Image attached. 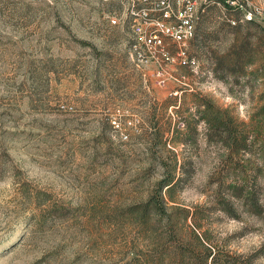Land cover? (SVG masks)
Listing matches in <instances>:
<instances>
[{
	"label": "rangeland",
	"instance_id": "1",
	"mask_svg": "<svg viewBox=\"0 0 264 264\" xmlns=\"http://www.w3.org/2000/svg\"><path fill=\"white\" fill-rule=\"evenodd\" d=\"M110 11L0 0V264H264V25L158 86Z\"/></svg>",
	"mask_w": 264,
	"mask_h": 264
},
{
	"label": "built area",
	"instance_id": "2",
	"mask_svg": "<svg viewBox=\"0 0 264 264\" xmlns=\"http://www.w3.org/2000/svg\"><path fill=\"white\" fill-rule=\"evenodd\" d=\"M113 27L129 30L139 67L153 69L158 86L177 81L172 71L197 65L189 53L201 18L217 9L231 28L264 25V0H103Z\"/></svg>",
	"mask_w": 264,
	"mask_h": 264
},
{
	"label": "trees",
	"instance_id": "3",
	"mask_svg": "<svg viewBox=\"0 0 264 264\" xmlns=\"http://www.w3.org/2000/svg\"><path fill=\"white\" fill-rule=\"evenodd\" d=\"M251 25H255V24H251ZM247 44H248L247 41L244 40V42L242 43L241 48H240L241 51L246 49ZM242 55L243 54L239 53L238 59H240ZM176 180H177V175H176L175 171H173V172L167 171L164 179L161 182V188L163 189V188H166L169 186L172 187L176 183ZM206 257L214 259L215 256H213V253L209 251V253H207Z\"/></svg>",
	"mask_w": 264,
	"mask_h": 264
}]
</instances>
